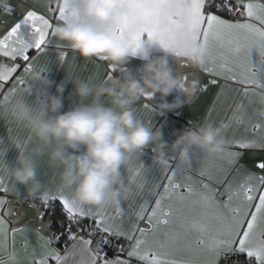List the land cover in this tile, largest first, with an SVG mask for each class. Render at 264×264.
<instances>
[{
    "label": "clouds",
    "instance_id": "1",
    "mask_svg": "<svg viewBox=\"0 0 264 264\" xmlns=\"http://www.w3.org/2000/svg\"><path fill=\"white\" fill-rule=\"evenodd\" d=\"M67 5L68 14L52 28L56 41L86 60L98 58L119 67L135 58L142 61V66L138 78L110 74L93 83L67 76L55 85V94L50 91L54 81L34 72L29 77V93L34 98L29 101L27 94L17 91L4 104L12 120L47 150L49 163L59 169L58 191L85 206L117 204L134 192L132 184L122 177L121 167L128 164L130 156H142L150 146L155 148L152 162L161 167L169 164L170 152L183 154L198 149L219 155L227 150L228 141L220 135V129L208 122L185 129L169 144L161 130H153L138 117L134 107L142 98H152L157 93L166 98L178 89L191 93L197 87V81L186 87L173 67L175 60L193 67L205 63L202 45L189 42L190 34L181 14L182 0H67ZM169 18L179 25L171 34L172 47L179 55L164 48L163 55H156L155 37L167 35ZM141 29L143 38L134 40ZM69 80L75 86L78 102L62 111ZM257 97V115L264 119V90H259ZM183 104L177 98L161 104L160 109L164 113ZM246 118V107L238 104L229 122ZM149 167L141 165L145 172ZM6 174L15 185L26 186L29 195L41 188L31 155L20 153L16 164H7ZM30 255H43V250L33 249ZM5 264H20L14 251H8Z\"/></svg>",
    "mask_w": 264,
    "mask_h": 264
},
{
    "label": "snow or ice",
    "instance_id": "2",
    "mask_svg": "<svg viewBox=\"0 0 264 264\" xmlns=\"http://www.w3.org/2000/svg\"><path fill=\"white\" fill-rule=\"evenodd\" d=\"M2 3V0H0ZM236 7L230 0H182L181 14L184 16L189 31V42L200 43L203 47L202 58L205 63L202 69L212 74L213 77H223L226 81H235L243 86L238 91L242 92V103L247 100L252 103V97L257 95V89L264 90V0H236ZM5 11H11L7 5H3ZM215 7L217 11L227 12L234 19L228 20L217 15L213 11H205L206 8ZM49 11L58 12V19L68 14L67 0H55ZM179 25L169 18L167 35L161 34L155 37L161 48L172 50V33ZM53 27L50 20L34 10L27 11L22 20L16 23L2 37H0V91L4 89L5 82L13 79L14 74L23 68L25 75L16 79V85L22 86L26 82V76L33 71L32 58L29 50H38L43 53L49 41V29ZM144 36V30L138 31L133 38L138 41ZM253 50L258 53L259 70H254L256 64L253 60ZM61 54L60 59H64ZM8 58L14 62L11 66L4 62ZM22 61L18 63L16 61ZM113 71L117 66H110ZM109 76V75H108ZM186 80V77H185ZM210 84L216 85L218 80L210 79ZM254 86V87H253ZM183 88V85L181 86ZM206 90V89H205ZM17 91V87L8 90L0 100V108L10 100L11 95ZM29 91V89L25 90ZM145 108L148 105H144ZM242 121L238 120L237 123ZM225 127V125H224ZM255 128H264L257 124ZM240 148H264V137L261 142L238 141ZM242 153H222L220 160L227 159L230 163L238 159ZM199 159V156H197ZM190 163L189 152L181 157V163L171 172L165 174L166 184L155 185L162 191H153L150 195L157 197L154 207L149 208L148 202L137 213L138 220H146V227L138 223L132 229L125 230L122 226L114 229L109 224L104 212L105 206L97 209L78 204L67 193L46 189L41 198L46 205L50 202H58L62 211L66 214L68 226L66 236L73 241L72 248L66 250L64 255L54 251L50 247L35 264H49V259L55 264H68L69 258L74 256V250L79 249L81 257L74 260L73 264H131L130 259L107 258V253L92 252L90 246L97 232L106 234L101 237L98 244L109 243L107 235L123 237L131 241V248L127 257L136 258L141 264H217V258L221 253H240L255 262L264 264V175L249 174L245 182L231 190L229 184L226 188L227 198L223 201L215 198V190L208 184L196 181L192 176H185V166ZM256 167L264 170V162H258ZM200 175L207 173L200 169ZM139 176V170L129 178L134 184ZM211 178V177H209ZM197 185H199L197 187ZM138 187H141L138 185ZM185 189L186 191H181ZM0 191H8L3 179L0 178ZM177 201L185 202L186 208H177ZM6 205V200L0 198V210ZM117 213L123 215L120 202L115 205ZM210 210V211H209ZM78 218H91L96 227L89 233V238L78 236L71 232V226L78 223ZM188 225L197 233L195 250L198 255L205 257L202 261L192 259H176L171 256V241H150L149 234L160 232L161 226H169L175 223ZM18 232H26L27 229H16ZM13 238L15 233L13 232ZM170 236L169 233H163ZM9 230L7 221L0 215V254L8 247ZM38 241L45 245H51L50 238L43 237L37 230ZM123 249L121 248V252ZM0 264L4 261L0 259Z\"/></svg>",
    "mask_w": 264,
    "mask_h": 264
},
{
    "label": "crops",
    "instance_id": "3",
    "mask_svg": "<svg viewBox=\"0 0 264 264\" xmlns=\"http://www.w3.org/2000/svg\"><path fill=\"white\" fill-rule=\"evenodd\" d=\"M51 3L52 6H55V0H51ZM4 4H7L11 11H5ZM49 4L50 0H2V3H0V37L5 35L16 23L20 22L29 10H34L38 14L44 15L54 26L58 22V12L56 14L51 13ZM205 11L207 10L205 9ZM52 28L49 29L48 37L51 42L47 44L43 53H39L38 50H29L33 71L27 74L25 84L22 86L16 85V79L25 75L23 68H21L14 74L13 79L5 82L4 89L0 91V100L3 99L4 95L8 94L9 89L16 86L17 91L27 94V98L31 101L34 98L33 94L25 90L30 88L29 77L34 72H41L54 81L53 87L50 89L53 94H55V85L65 81L67 76L71 79L91 81L93 83L103 81L110 74L114 76L134 75L138 78V69L142 66V61L139 59H130L125 66H119L113 71L108 62L101 61L98 58L86 60L78 53L73 52L66 44L56 41L52 36ZM62 53L65 54L63 60L60 59ZM155 54H164V50L159 44L155 46ZM253 60L256 64L254 70H259V57L255 50H253ZM4 62L9 66L14 63L8 58H4ZM16 62L23 64L19 60ZM173 67L183 79L186 87L192 81L198 82L195 90L188 93L178 89L166 98L161 97L159 93L152 98H142L134 105L136 113L153 130H161L164 141L169 144L176 139L180 132L187 128L199 127L205 122L211 123L220 129V135L228 141V148L224 154L239 152L242 155L230 163L227 159L220 160L216 158L221 154L210 155L198 149H189L190 163L185 166V176H192L194 180L208 184L211 189L215 190V198L223 201L227 198L225 190L229 184L231 185V190H235L240 183L245 182L249 174L254 176L264 175V170L256 167L258 162H264V148H240L237 143L238 141H256L260 143L261 138L264 137V128L254 127L257 124L264 125V119L257 115L260 107L258 97L257 95L252 97L251 104L247 100L242 103V92L238 91V89H242L243 86L235 81H226L223 77H213L212 74L205 72L202 67H193L180 60H175ZM212 78L218 80L216 85L209 83ZM74 87L70 80L66 83L65 92L63 93L64 107L62 111L69 110L74 103L78 102V97L74 94ZM259 90L257 89L256 91L258 92ZM177 98L184 101L183 106L175 110H166L163 113L160 105L165 102L172 103ZM146 104L148 105L147 108L144 107ZM238 104L246 107L247 118L242 120L241 123H237V121L229 122L230 116ZM225 124H227V127H224ZM154 152V146H150L144 150L142 156L140 154L130 156L128 164L121 167L122 177L126 183L130 182L132 184L134 192L133 195L120 201L123 215L117 213L116 204L105 206L104 212L108 217L107 222L114 229L122 226L125 230L130 231L132 226L137 223L141 227L147 226L146 220L137 219V213L146 201L149 208L155 206L154 201L157 197L150 195V193L163 190L162 188H156L155 185L157 183H167L165 174L171 175V172L181 163V157L184 154L170 152L169 164L166 167H161L152 162ZM20 153L31 155L36 161L41 188L35 195H29V189L26 186L15 185L6 174L7 164H16ZM197 156H199V159H197ZM142 164L150 166L146 172L141 169ZM137 169L140 170V175L133 184L129 178ZM200 169H204L207 175L201 176ZM0 178L3 179L4 185L8 189L6 192L0 191V198L6 200V205L0 210V215H3L6 219L9 230L8 247L0 254V259L5 264L8 251H14L19 258L20 264H35L49 247L53 249L52 243L51 245H45L43 241H38L37 230H39L40 235L52 240L51 211L47 210V205L41 196L46 189H51L54 192L57 190L59 169L49 163L47 150L12 120L4 105L0 108ZM140 184L143 185L142 188L138 187ZM181 191L186 190L181 189ZM176 203L177 208H186L185 202L177 201ZM85 207L98 208L93 206ZM84 219L93 221L91 218ZM16 229H27V231L18 232L15 231ZM13 232L15 233L14 238ZM165 232L169 233L170 236L163 235ZM197 236L198 233L191 228L190 223L182 225L177 222L169 226H161L160 232L150 233L149 240L171 241L170 251L173 258L202 261L205 257L198 255L195 250ZM72 244L73 242L66 250L71 249ZM90 248L94 252L92 246ZM33 249L43 250V255L31 256L30 253ZM66 250L61 255H64ZM74 253V256L69 258L68 264H73L74 260L80 259V250L76 249ZM226 254L228 253L219 255L217 264L223 263V258ZM244 255L246 256V254ZM120 258L130 259L131 264H141L136 258ZM250 262L255 264L253 260H250ZM49 264H55V261L50 258Z\"/></svg>",
    "mask_w": 264,
    "mask_h": 264
},
{
    "label": "built area",
    "instance_id": "4",
    "mask_svg": "<svg viewBox=\"0 0 264 264\" xmlns=\"http://www.w3.org/2000/svg\"><path fill=\"white\" fill-rule=\"evenodd\" d=\"M218 2V0H216ZM233 7H236V0H230ZM208 11L217 10L215 7L208 9ZM95 227L91 224H88L84 219L78 218V223H75L71 226V232L76 233L78 236H84L85 238H89V233L92 232ZM66 229L63 231L53 234L52 237V248L54 251L63 254L64 251L68 248V246L73 242L68 239L66 234ZM106 234H99L91 237L93 239L92 248L94 252L104 254L107 253V258H116L119 257H127V252L130 250L131 242L122 237H110L107 235V239L109 241L106 245L98 244L101 237ZM121 248L123 251L121 252ZM222 264H244L240 254L238 253H228ZM249 264H253L250 262Z\"/></svg>",
    "mask_w": 264,
    "mask_h": 264
},
{
    "label": "trees",
    "instance_id": "5",
    "mask_svg": "<svg viewBox=\"0 0 264 264\" xmlns=\"http://www.w3.org/2000/svg\"><path fill=\"white\" fill-rule=\"evenodd\" d=\"M212 11L220 15L221 17L228 18V19H234V17L229 15L227 12H222V11H217V10H212ZM46 207H47V210L51 211L50 218H51V228H52L53 234L59 233L63 231L64 229H66L68 226V220L66 218V214L62 211L61 205L58 202L54 201V202H50V204H48ZM84 220L88 222V224H91L94 227H96L93 221L88 220V219H84ZM101 233L102 232H97L96 234L99 235ZM226 256L227 254L224 256L223 260L225 259ZM240 256L244 264L250 263V259L247 258L244 254H240Z\"/></svg>",
    "mask_w": 264,
    "mask_h": 264
}]
</instances>
